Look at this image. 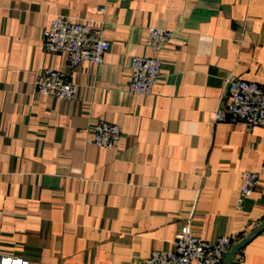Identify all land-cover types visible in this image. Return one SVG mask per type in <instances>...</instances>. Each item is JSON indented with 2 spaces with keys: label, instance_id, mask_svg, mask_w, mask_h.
I'll return each mask as SVG.
<instances>
[{
  "label": "crops",
  "instance_id": "crops-1",
  "mask_svg": "<svg viewBox=\"0 0 264 264\" xmlns=\"http://www.w3.org/2000/svg\"><path fill=\"white\" fill-rule=\"evenodd\" d=\"M56 15L96 22L101 65L44 51ZM149 27L174 37L152 92L131 94V57L153 55ZM45 68L67 74L73 100L36 92ZM231 79L264 91V0H0V254L145 264L188 230L230 236L229 250L245 241L230 264H264V177L237 207L242 173L264 163V126L213 121ZM99 120L120 130L112 149L91 142Z\"/></svg>",
  "mask_w": 264,
  "mask_h": 264
},
{
  "label": "built area",
  "instance_id": "built-area-1",
  "mask_svg": "<svg viewBox=\"0 0 264 264\" xmlns=\"http://www.w3.org/2000/svg\"><path fill=\"white\" fill-rule=\"evenodd\" d=\"M103 7L97 10L103 14ZM146 45L153 53L150 57L133 56L129 61L130 80L127 90L131 94L147 96L152 92L161 76V53L172 41L173 31L161 27H149ZM42 48L46 53L62 52L68 65L75 69L83 63L99 66L104 62L109 44L101 29L91 18L71 21L63 15L54 16L42 35ZM36 92L56 99L71 101L75 97L76 85L64 72L50 68L41 69L35 75ZM228 98L213 114V121L230 118L242 122L247 132L264 126V91L256 83L231 79L226 84ZM91 142L102 149H112L120 137L119 128L104 120L97 121L88 129ZM264 177V163L257 171H245L241 175L237 195V207L242 206ZM231 245V237L223 236L214 243L201 240L184 230L174 241L170 250L152 251L145 264H224V257ZM0 264H28L27 261L0 254Z\"/></svg>",
  "mask_w": 264,
  "mask_h": 264
},
{
  "label": "water",
  "instance_id": "water-1",
  "mask_svg": "<svg viewBox=\"0 0 264 264\" xmlns=\"http://www.w3.org/2000/svg\"><path fill=\"white\" fill-rule=\"evenodd\" d=\"M245 241H242L238 244H236L235 246H233L227 253L225 256V263L224 264H230V261L232 259V256L236 253V251L244 244Z\"/></svg>",
  "mask_w": 264,
  "mask_h": 264
}]
</instances>
